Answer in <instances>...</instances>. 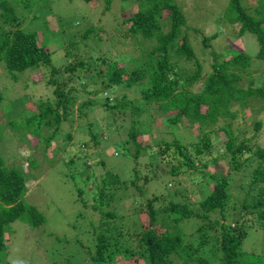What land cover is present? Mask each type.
I'll use <instances>...</instances> for the list:
<instances>
[{
    "label": "trees",
    "instance_id": "trees-1",
    "mask_svg": "<svg viewBox=\"0 0 264 264\" xmlns=\"http://www.w3.org/2000/svg\"><path fill=\"white\" fill-rule=\"evenodd\" d=\"M112 1L101 0L105 9L110 8ZM35 2L0 0V83L2 77L17 80V73L33 70L38 75L34 81L49 90L45 98L36 99V111L16 118L0 115V257L8 248L5 236L10 221L21 220L35 226L45 219L36 206L25 200L28 181L34 175L22 164H8L1 153L5 127L13 131L17 143L34 142L35 148L42 145L46 151L55 137L63 136L61 123L73 111L85 115L82 109L99 108L104 112L100 120H104L111 134L108 139L124 146L127 162L134 161L129 166L134 176L122 180L112 167L114 164H106L101 155V144L105 142H99L107 138L96 131L95 121H87L93 145L86 141L81 144L89 157L76 156L65 162V179L80 205V221H76L75 228L86 259L92 264H122L132 258L142 264H173L174 257L183 264H264V255L243 248L249 229H264V147L254 150V136L235 134L233 121H229L237 117L230 110L231 105L236 104L242 111L248 97H264L263 87L239 84L241 73L251 75L247 69L252 58L264 59V3L252 11L242 0H229L228 18L239 24V34L248 31L255 35L258 50L254 56L233 52L222 61L220 55L213 53V70L202 74L188 42L185 16L175 0H137V9L121 23L122 30L99 29L107 47L84 56L72 40L60 63L53 62L50 49L38 45L34 31L21 28L19 12L27 13ZM43 21L48 28L47 18ZM125 23H129L126 28ZM166 23L169 28L164 31ZM91 31L87 29L82 36ZM115 31L117 41L112 36ZM174 56L194 61L196 68L178 69ZM3 88L2 84L0 100ZM99 94L105 101L96 105ZM158 118L162 129L158 132L156 152L150 153L155 161L151 159L154 164H149L147 175L141 179L138 165L146 148L138 141V134L150 136ZM219 119L226 123L215 129ZM261 125V119L254 122L255 133ZM171 127L188 131L190 136L183 137L188 142L173 137ZM193 129L200 136L198 140L193 139ZM210 134L217 138L220 135L235 171L253 167L247 185L238 186L244 194L235 196L230 191L224 167L216 170L210 165L209 169L211 159L203 160L214 143ZM64 136L68 141L72 138L68 133ZM171 149L183 163L169 164L170 170H166L168 163L164 158ZM246 153L251 157L245 159ZM253 158L258 159L256 166L251 162ZM214 161L210 163L216 164ZM187 169L193 171L191 175L199 176L200 186L202 179H209L208 192L196 201L190 198L187 187L179 186L176 177ZM151 185H157V189ZM125 199L131 202L130 212L125 210Z\"/></svg>",
    "mask_w": 264,
    "mask_h": 264
},
{
    "label": "rangeland",
    "instance_id": "rangeland-1",
    "mask_svg": "<svg viewBox=\"0 0 264 264\" xmlns=\"http://www.w3.org/2000/svg\"><path fill=\"white\" fill-rule=\"evenodd\" d=\"M242 1L252 11L259 10V4L264 3V0ZM175 2L185 16L188 42L200 63L202 74H207L213 70V64L216 62L213 53L220 55L219 61H222V59H228L229 54L232 55L233 52L241 51L251 56L257 52L258 43L255 35L248 31L239 34V24L233 23L228 18L226 12L229 0H175ZM137 7V0H113L108 9L104 8L101 0L90 2L84 0H36L34 7L27 13L19 12V17L22 19L21 28L26 31H34L37 34L38 45L50 49L53 62L60 63L64 62V53L67 52L72 42L79 46V51L84 56L94 55L107 47L108 43L103 40L104 35L99 36V29L122 30L121 23L132 15ZM45 18L48 20V28L47 24H43ZM128 25L129 23H125L123 27L126 28ZM168 28V23H166L163 30L166 31ZM87 29L92 31L88 36L83 37L82 35ZM116 31L112 35L114 41L119 40ZM174 60H176L177 68L180 70L195 67L194 61L186 60L183 56H174ZM2 70L3 67L0 72ZM247 70L251 72V75L241 73L243 78L239 84L243 87L264 88V59L252 58L251 65ZM33 73V70H27L21 74L17 73V80L5 75L2 77L4 88L1 89L3 98L0 100V115L4 114V116L16 118L23 113L29 114L36 111V99L38 97L45 98L49 94V90L45 89L40 81H34L38 75L34 73V76H31ZM250 80H252L251 85L249 84ZM2 84L0 83V88H2ZM84 97L79 98L83 100ZM103 98L102 96L101 99L99 94V101L95 100V104L99 105L101 100V102L105 101ZM246 101V106L242 107V111L236 104L230 106V110L236 112L237 117L229 119V121H233L232 128L235 134L247 138L254 136L252 141L255 146L254 150H256L257 147H264V97L256 95L248 97ZM1 110L4 111L1 112ZM91 111L82 109V113L85 115L73 111L69 119L61 123L60 135L63 136L55 137V141H52V145L47 147L46 151L42 145L35 148L34 142L31 143L32 145L28 142L17 143L13 131L8 126L5 127L1 153L6 157L5 160L8 164H22L26 170L34 175V178L28 181L29 190L25 200L28 204L36 206L44 214L45 219L35 226H30L21 220L10 221L5 236L8 241V248L6 254L0 257V264H92L90 259L85 258L86 251L79 246V237L76 235L75 223L77 220L80 221V205L75 202L71 186L65 179V172H67L65 162H69L76 156L80 158L89 157L88 152L82 150L81 144V142L86 141L90 146L93 145L90 143L92 137L87 121L88 123L95 121L97 124L96 131L99 134L102 133L103 138H107L99 142H105V144H101V146L104 145L101 155L106 164H114L112 167L118 171L122 180L128 181L134 176L130 169L134 165V161L127 162L128 158L123 154L124 146L115 145L108 139L111 134L105 128L104 120H100V115L104 112L99 108H94ZM259 119L262 120V125L259 131L255 133L253 124ZM0 120L2 122L3 119ZM147 122L146 120L145 123ZM225 123L226 121L219 119L214 128L222 127ZM160 125L161 120L158 118L156 125H151L150 136L149 133L147 135L138 134V141L146 148L143 152L144 158L138 165V173L141 179L147 175L149 164H154L152 160L155 161V159L151 158L150 153L156 152L155 144L158 132H161L162 129ZM171 131L173 137L188 142V140L183 139V137L190 136L188 131H180L178 127H171ZM67 133L72 137L69 141L64 136ZM191 134H193L194 140L200 138L196 129H193ZM210 137L213 138L214 143L210 147L212 148L211 152L206 153L207 156L203 160L211 159L210 162L212 163L216 159L214 165L207 161L208 168L210 165L211 169L216 168V170L224 167L227 170L230 191L235 196L244 194V191L238 189V186L247 185L250 178L248 174L253 167L245 166L242 170L235 171L230 165L229 155L224 151V142L220 135L217 138L215 134H210ZM114 138L119 139L116 135ZM147 147L149 148L147 149ZM169 153L164 158L165 163H168L166 170H170L171 165H182V158L179 154L174 153L173 149ZM243 157L245 159L250 158L251 154L246 153ZM31 159L34 161L32 162ZM251 162L256 166L258 159L253 158ZM32 163L38 166L32 168ZM91 163H94L92 159ZM71 169L74 170V167ZM191 172L193 171L187 169L176 177L179 186L187 187L191 193L190 198L196 201V199L203 198L206 191L208 192V184L206 183L209 179H202L200 186L199 176L191 175ZM164 175L168 177V175ZM192 180H195V183ZM173 185H169V187L173 188ZM150 187L157 189V185ZM122 201L125 210L130 212L132 209L130 200ZM243 248L246 252L264 255V229H249L244 239ZM173 260V264H183L177 257H174ZM122 264L142 263L140 260L132 258L123 261Z\"/></svg>",
    "mask_w": 264,
    "mask_h": 264
}]
</instances>
